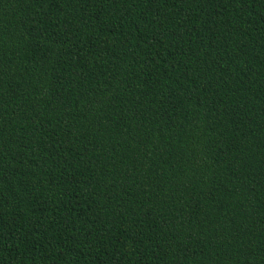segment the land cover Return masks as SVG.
Segmentation results:
<instances>
[{"label": "trees", "instance_id": "16d2710c", "mask_svg": "<svg viewBox=\"0 0 264 264\" xmlns=\"http://www.w3.org/2000/svg\"><path fill=\"white\" fill-rule=\"evenodd\" d=\"M0 264H264V0H0Z\"/></svg>", "mask_w": 264, "mask_h": 264}]
</instances>
